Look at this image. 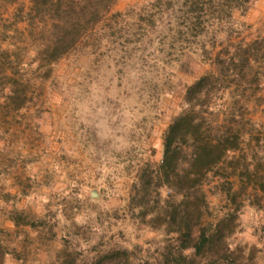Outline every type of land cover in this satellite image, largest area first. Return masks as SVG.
Wrapping results in <instances>:
<instances>
[{
    "label": "rangeland",
    "instance_id": "obj_1",
    "mask_svg": "<svg viewBox=\"0 0 264 264\" xmlns=\"http://www.w3.org/2000/svg\"><path fill=\"white\" fill-rule=\"evenodd\" d=\"M82 1L0 0V264H264V0ZM190 109L239 145L185 208L148 175Z\"/></svg>",
    "mask_w": 264,
    "mask_h": 264
},
{
    "label": "trees",
    "instance_id": "obj_2",
    "mask_svg": "<svg viewBox=\"0 0 264 264\" xmlns=\"http://www.w3.org/2000/svg\"><path fill=\"white\" fill-rule=\"evenodd\" d=\"M108 1L110 0H83V5L79 7L80 11L77 14L80 17L79 20L86 22L94 19L99 10L104 7L102 4ZM68 8L74 9L71 5ZM207 79L202 77L190 86L187 90L188 96L198 92ZM190 100L188 99L187 102L192 104ZM196 114L190 109L172 120L164 134L161 164L154 171V177L148 175L150 181L156 180L157 185L186 197L188 200L182 201V204L186 205L185 208H188L189 197H192L191 194L201 183L206 172L222 161L228 151L236 150L239 145L238 134L231 130L223 131L214 138L210 137L206 127L204 128L203 118L197 114L198 118L195 119ZM193 196L196 198V194ZM195 210L201 213L199 208ZM188 228L186 226V230L180 229L185 238L191 237ZM207 240L203 233L196 248L203 247Z\"/></svg>",
    "mask_w": 264,
    "mask_h": 264
}]
</instances>
